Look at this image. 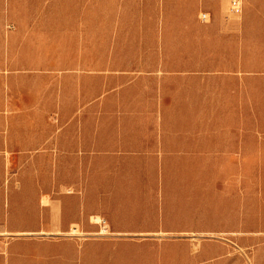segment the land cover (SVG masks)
I'll return each mask as SVG.
<instances>
[{"label": "crops", "instance_id": "obj_1", "mask_svg": "<svg viewBox=\"0 0 264 264\" xmlns=\"http://www.w3.org/2000/svg\"><path fill=\"white\" fill-rule=\"evenodd\" d=\"M166 1L0 3V264H32V254L42 253L32 246L39 243L31 235L57 236L76 226L88 232L98 230L95 216H100L115 235L159 237L231 231L238 229L240 220L248 218L255 186L253 181H240L237 174L232 175L238 172L237 167H227L223 171L227 175L215 176V182L210 184L203 178L210 172L208 167L192 166L186 159L183 164H169V159L160 165H122L108 163L106 158L249 155L239 151L249 149V145L240 143L249 141L248 134L255 133L253 85H220L213 101L207 100L205 85L190 91L185 86L177 90L168 86L150 93L136 92L134 101L138 108H143L144 102H152L146 107L198 109L197 122L191 118V128L184 133L175 134L162 127L159 134L143 138L138 133L140 128L127 127L121 137L97 140L93 132L85 139L71 129H66L71 131L69 135L64 133V109L85 108L93 116L96 104L92 88L82 99L80 93L64 86V77L212 75L201 67H162L164 61L175 59L163 52L159 41L163 30L172 27L157 19L152 21L151 6L154 3L158 8ZM193 1L197 9L204 10L199 13V21L182 27L184 43L189 48L179 60H202L191 57L194 49L190 47L202 46L208 29L217 31L215 38L219 42L230 38L239 44L238 36L234 37L239 28L222 20L219 13L227 9L228 16L234 15L229 11L230 0ZM202 12L209 14L207 21L201 19ZM241 29L247 43L254 27L246 22ZM240 52L246 53L247 49L235 51L237 55ZM216 60H222V56ZM232 60L241 61L239 55ZM148 61L154 65L144 67L143 62ZM214 71V75L223 77L240 76L249 70L236 64ZM107 98L104 95L103 104L108 103ZM208 108H214V129L208 128ZM91 118L93 122L94 117ZM74 120L77 119L72 117L71 123ZM75 156L86 157V164L63 165V157ZM96 156L103 157L98 166ZM32 157L58 158L54 178L49 175L50 167L32 166ZM212 191L225 203L216 214L208 206L207 196ZM259 195L264 200V187ZM240 204L246 208L240 209ZM261 219L264 220V211ZM59 254L57 250L51 252L53 256Z\"/></svg>", "mask_w": 264, "mask_h": 264}, {"label": "rangeland", "instance_id": "obj_2", "mask_svg": "<svg viewBox=\"0 0 264 264\" xmlns=\"http://www.w3.org/2000/svg\"><path fill=\"white\" fill-rule=\"evenodd\" d=\"M5 3V0H0ZM204 9H197L193 0H167L159 4L157 8L154 3L151 6V20L166 22L172 28L163 30L160 35V43L163 52L174 60L164 61L163 68L189 69L206 68L212 75L206 77L183 76V77H156V76H94V77H64V86L73 88L80 93L82 99L86 98L87 90L93 89L95 94L94 114L90 110L64 109V133L71 131L77 136L86 138L93 132L97 140L102 137L116 138L124 134L127 127L140 128L138 133L143 138H151L159 134V129L164 127L171 132L184 133L191 128V118L198 120V109L189 108H152L146 105H153L152 102H144L143 108L136 107L134 97L136 92L143 94L157 91L159 88L165 90L168 86H174L175 90L185 86L187 91L197 86L205 85L207 88V100L213 101L218 86H232L248 84L255 87L253 93L254 110V134H248L249 141L241 144L249 145V149L240 150L235 157H207V158H162V157H108V163L132 164L143 163L150 165L183 164L185 159L190 161L192 166L206 165L210 171L204 174V181L213 184L215 176H225L227 167L238 172L240 181H253L255 186L254 203L249 210L246 220H240L238 229L231 231H218L205 235H183V236H152V235H115L110 231L107 223L102 221L100 216L93 218L99 225L98 230L84 231L79 226L74 227L69 233L53 236L48 234H34L31 239L32 246L38 248V252L30 257L32 264L40 261L51 263L61 261L63 264H264V220L261 219L264 211V200L259 197L264 187V0H244V11L240 15H227V9L219 10L222 20L230 21L235 30L236 39H224L222 42L216 40V30H207V40L202 46H191V57H200L201 61H182L186 56V46L183 37V26L199 21V13ZM213 20V16L212 19ZM249 22L254 27L252 38L246 43L242 37V26ZM162 32V31H160ZM173 34V35H171ZM161 38H163L161 40ZM75 39V38H74ZM242 41V43H241ZM247 49L246 53H239L237 61L232 60L238 56L235 51ZM200 49V51H198ZM222 56V60L216 57ZM144 67H152L154 62H143ZM242 67L249 71H243L240 76H216L213 73L218 67ZM246 72V73H244ZM148 95L150 96V94ZM189 94V93H188ZM106 95L107 102L103 104V97ZM140 96V95H139ZM214 108L207 109V124L209 129L216 127L214 119ZM53 115L51 117L53 118ZM75 118L73 123L70 119ZM94 120L92 122V118ZM71 129V131H66ZM241 130V126H240ZM242 137V134H238ZM251 138L253 140H251ZM251 146L253 147L252 149ZM244 148H247L246 146ZM54 157H32V166L38 169L46 165L50 167L54 178ZM87 158L82 156L63 157L62 163L65 166H78L86 164ZM103 163L102 156L95 157L96 166ZM191 166V165H190ZM223 167V168H222ZM179 170V169H176ZM180 173H174L177 176ZM208 206L216 214L220 207L225 206L221 197L214 191L207 196ZM242 201V200H240ZM222 206V207H223ZM246 205L240 204V209ZM218 224L219 222L216 221ZM222 225V224H221ZM223 227L219 226L218 228ZM57 250L61 255L53 256L51 252ZM45 252L47 253L44 257Z\"/></svg>", "mask_w": 264, "mask_h": 264}, {"label": "built area", "instance_id": "obj_3", "mask_svg": "<svg viewBox=\"0 0 264 264\" xmlns=\"http://www.w3.org/2000/svg\"><path fill=\"white\" fill-rule=\"evenodd\" d=\"M244 10V0H230L229 11L234 15H240ZM201 19L207 21L210 16L206 12L201 13Z\"/></svg>", "mask_w": 264, "mask_h": 264}]
</instances>
